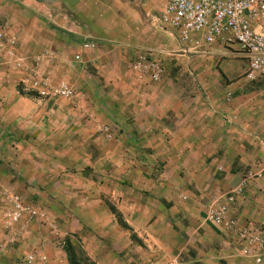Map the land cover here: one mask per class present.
I'll return each instance as SVG.
<instances>
[{
  "label": "crops",
  "instance_id": "0c3cea01",
  "mask_svg": "<svg viewBox=\"0 0 264 264\" xmlns=\"http://www.w3.org/2000/svg\"><path fill=\"white\" fill-rule=\"evenodd\" d=\"M166 1L0 0L16 53L45 52L40 71L73 89L38 98L0 52V264L36 247L66 261L42 223L6 225L4 195L53 223L80 264H254L204 216L258 174L228 213L264 238V86L244 80L235 45H179L158 22ZM146 52L158 83L130 70Z\"/></svg>",
  "mask_w": 264,
  "mask_h": 264
},
{
  "label": "built area",
  "instance_id": "2783aa9c",
  "mask_svg": "<svg viewBox=\"0 0 264 264\" xmlns=\"http://www.w3.org/2000/svg\"><path fill=\"white\" fill-rule=\"evenodd\" d=\"M158 22L171 31L179 45L188 46L194 52L206 53L217 42L235 45L237 52L247 61L244 80L264 86V0H167ZM15 46L16 40L0 30V52L20 72L22 87L42 99H72L73 89L68 84H53L48 74L40 71V65L47 57L45 52L27 59L16 53ZM130 70L139 76H147L152 83H158L164 73L161 61L151 52L139 55L131 63ZM225 101L228 102V99ZM100 131L105 133L106 138L110 137L108 128L102 127ZM256 177L259 175L246 172L241 186L228 193L215 194L205 213L204 222L231 233L240 246L241 256L250 258L254 264H264V238L260 231L239 226L228 213L229 205L240 194L242 186ZM3 197L10 204L9 209L3 213L8 227L21 220L38 221L52 231L53 246L63 251L65 235L53 223H46L42 214L19 197ZM15 264L67 262L49 258L41 247H36L25 253Z\"/></svg>",
  "mask_w": 264,
  "mask_h": 264
},
{
  "label": "trees",
  "instance_id": "16d2710c",
  "mask_svg": "<svg viewBox=\"0 0 264 264\" xmlns=\"http://www.w3.org/2000/svg\"><path fill=\"white\" fill-rule=\"evenodd\" d=\"M63 251H64V253L66 255L67 264H80L74 258L73 251H72L71 247L69 246V243H68L67 239H65V246H64ZM80 261H81V259H80ZM83 262H85L84 259H83Z\"/></svg>",
  "mask_w": 264,
  "mask_h": 264
},
{
  "label": "rangeland",
  "instance_id": "374dc122",
  "mask_svg": "<svg viewBox=\"0 0 264 264\" xmlns=\"http://www.w3.org/2000/svg\"><path fill=\"white\" fill-rule=\"evenodd\" d=\"M92 1H94V2L96 1L97 5H103L104 6V4H105V0H92ZM230 51H231L230 53H236L232 49H230Z\"/></svg>",
  "mask_w": 264,
  "mask_h": 264
}]
</instances>
